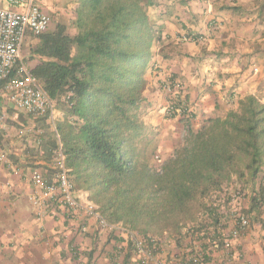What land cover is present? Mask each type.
<instances>
[{"label":"trees","instance_id":"1","mask_svg":"<svg viewBox=\"0 0 264 264\" xmlns=\"http://www.w3.org/2000/svg\"><path fill=\"white\" fill-rule=\"evenodd\" d=\"M77 1L75 35L58 23L33 36L39 63L32 72L41 87L52 99L72 93L59 105L64 118L56 132L47 117L36 118L43 131L39 154L50 162L59 135L71 182L109 223L142 237L181 235L194 222L197 199L233 176L254 184L263 173L264 103L248 95L237 110L206 120L198 131L185 119L184 144L157 167L156 136L147 134L140 111L160 40L149 14L158 0ZM248 206V216L264 211L263 183L252 188ZM217 212L210 211L205 228L218 227Z\"/></svg>","mask_w":264,"mask_h":264},{"label":"crops","instance_id":"2","mask_svg":"<svg viewBox=\"0 0 264 264\" xmlns=\"http://www.w3.org/2000/svg\"><path fill=\"white\" fill-rule=\"evenodd\" d=\"M60 5L56 9L67 7L68 2ZM77 6L74 0L68 7L75 11ZM149 11L160 40L154 45L140 113L146 110L141 117L156 136L159 153L172 151L186 129V121L167 118L165 113L166 89L175 80L185 84L194 131L206 120L237 110L248 95L264 103V0H158ZM71 17L74 20L75 14ZM188 36L196 43L183 41ZM33 40L30 36L24 46V60L32 69L39 63L31 53ZM0 115L4 116L0 153H7L12 166L24 171L16 177L6 168L0 176V264H133L131 253L122 248L123 239L101 230L95 221L89 222V233L83 237L74 233V222L61 213L56 217L49 211L42 220L36 217L29 200L34 192L29 172L50 170L51 165L33 146L36 118L15 111L4 98H0ZM19 128L34 133L21 137ZM225 225L228 236L232 235L234 223ZM258 236L249 232L242 240H233L230 252L220 246L212 264H264V244ZM160 252L161 257H171L182 250L165 242Z\"/></svg>","mask_w":264,"mask_h":264},{"label":"built area","instance_id":"3","mask_svg":"<svg viewBox=\"0 0 264 264\" xmlns=\"http://www.w3.org/2000/svg\"><path fill=\"white\" fill-rule=\"evenodd\" d=\"M50 26L51 18L38 5L37 0H0V98H4L17 112L35 118L47 117V124L56 132V123L61 116H64L59 105L68 104L72 93L52 99L41 87L32 68L23 57V48L28 38L45 34ZM182 39L194 42L190 38ZM181 84L180 81L175 80L166 89L170 94L167 114L191 119L193 112L189 107L184 104L177 106L176 92L180 91ZM3 120L4 116L0 115V122ZM28 132L34 133L33 130L21 129L19 136L25 137ZM35 136L33 146L41 151L43 131L37 129ZM51 154L50 170L39 168L29 172L34 188L29 200L36 217L42 220L49 211L56 217L61 213L66 219L74 222V233L83 237L89 233V222L95 221L101 230L114 233L123 239L122 248H127L131 253L133 264H212L215 250L223 246L230 252L233 240L236 241L250 229L251 220L245 213L249 208V201L245 199L244 193L241 190H231V192L223 190L213 194L216 201L214 206L221 216L218 227L211 225L201 234H196L188 241L182 252L171 257H161L160 249L163 242L160 239L154 236L142 237L130 232L122 224L109 223L101 214L99 207L88 199L86 193L77 190L69 177L70 171L66 166L59 135H57V147ZM6 168H10L16 177L24 175L21 168L12 166L8 154L1 152L0 176ZM227 218L234 223L235 229L231 236H227L224 228ZM77 222L79 223L75 224Z\"/></svg>","mask_w":264,"mask_h":264},{"label":"rangeland","instance_id":"4","mask_svg":"<svg viewBox=\"0 0 264 264\" xmlns=\"http://www.w3.org/2000/svg\"><path fill=\"white\" fill-rule=\"evenodd\" d=\"M75 1H77V0H75ZM61 2L62 3L68 2V6H70V4L74 2V0H38V5L43 10L45 9L44 11L47 12L48 15L50 16L51 28H54L56 26V24H58L60 21L61 23H65L69 26V31L72 34L74 28L71 26V18H72L71 16L73 14H75V11L73 8L69 9L70 7H68V6L64 7V8H60L61 10H63V12L59 11L60 9L58 10L56 8L59 6L61 7V5H60ZM47 7H51V11L48 10ZM217 27L218 26H215V28H217ZM27 51H28V48H27ZM25 53L26 52H25V47H24L23 48V57L24 58H25V56H24ZM181 85H182V87H181V89H179L180 91L176 92V94H178V96H180V97H176L175 99L177 100V104L186 105V103H185L186 98H187L186 97L187 96L186 95V88H185V84L183 82ZM166 95H167L168 101H167V106L165 108V113H166L167 118L174 119V118H171L170 115L167 114V110L169 107V100H170L169 95L170 94L166 91ZM189 108L193 112L192 107H189ZM7 112H8V110H7ZM141 113H142V115L147 114L146 110L141 112ZM8 114H13V111H9ZM63 118H64V116H61L59 120H63ZM176 118H178V117H176ZM180 119L186 121L185 120L186 118H180ZM19 129H21V128H19ZM147 134H149L151 137L155 136V135H152L153 131H151V129H147ZM186 135H187V133H186V129H185V133H182V135L179 136V138L174 141V149L172 151L164 153V154H161L158 152L154 158V164L157 167H161L164 164V162H166L167 159H169L175 153V151L177 149L182 147V145L184 144ZM261 183L264 184V170H263V173H261L259 175L258 179L256 180V182L254 184L250 183L246 179L239 182L237 177L233 176L232 180L230 182L224 184L223 187L221 188V190L213 191V192L209 193L207 196H203V197L196 200V203L194 204V206H195V209H194L195 218H194V222H192L195 224V226H192L191 225L192 223L188 222V224H190L191 227H188V226L185 227V225H184L182 227L181 235H178L175 232H172V233H168L167 235H162V236L156 235L154 237L160 239L163 242V244L166 242L167 245H170V244L176 245V249L183 251L185 249V245L188 244V242H187L188 240H190L191 238H194V236L196 234H198V233L201 234L202 232H204V230L206 229L205 227L208 224L207 221H209L208 218H209V214H211L210 211L217 209L214 206L216 201L213 198V194H215L217 192H223V190H228L229 192H231V190H234V191L241 190L245 195V199L247 201H249L252 188L255 187V184H256V186H259ZM226 204H228V203H226ZM249 217L251 220L250 229L248 230L247 233L242 234L239 237V239L236 240V242L242 240L250 232V233H258L259 234V236L257 237L258 240L260 238L264 244V235H263V237L260 236V233L262 231H264V211L261 214L259 213V211H256L253 214H250ZM227 221L229 222L232 220L230 218H227L225 220V222H227ZM232 223H233V221H232ZM225 229H226L225 230L226 234L228 236V234H230V233L228 232L226 225H225ZM229 236H231V235H229ZM222 248H223V246L220 249H222Z\"/></svg>","mask_w":264,"mask_h":264},{"label":"clouds","instance_id":"5","mask_svg":"<svg viewBox=\"0 0 264 264\" xmlns=\"http://www.w3.org/2000/svg\"><path fill=\"white\" fill-rule=\"evenodd\" d=\"M37 2H38V0H37ZM83 192V191H82ZM85 193V192H84Z\"/></svg>","mask_w":264,"mask_h":264}]
</instances>
